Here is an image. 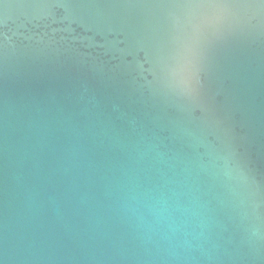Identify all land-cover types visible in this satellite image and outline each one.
Wrapping results in <instances>:
<instances>
[{
  "label": "water",
  "instance_id": "1",
  "mask_svg": "<svg viewBox=\"0 0 264 264\" xmlns=\"http://www.w3.org/2000/svg\"><path fill=\"white\" fill-rule=\"evenodd\" d=\"M0 264H264V0H0Z\"/></svg>",
  "mask_w": 264,
  "mask_h": 264
},
{
  "label": "snow or ice",
  "instance_id": "2",
  "mask_svg": "<svg viewBox=\"0 0 264 264\" xmlns=\"http://www.w3.org/2000/svg\"><path fill=\"white\" fill-rule=\"evenodd\" d=\"M222 25H223V21L219 18L209 23V26L213 29H219Z\"/></svg>",
  "mask_w": 264,
  "mask_h": 264
}]
</instances>
